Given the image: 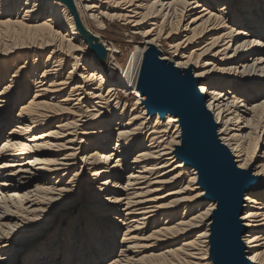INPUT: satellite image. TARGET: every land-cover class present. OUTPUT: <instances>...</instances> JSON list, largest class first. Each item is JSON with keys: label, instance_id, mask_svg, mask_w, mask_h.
<instances>
[{"label": "bare ground", "instance_id": "6f19581e", "mask_svg": "<svg viewBox=\"0 0 264 264\" xmlns=\"http://www.w3.org/2000/svg\"><path fill=\"white\" fill-rule=\"evenodd\" d=\"M73 1L104 64L60 1L0 0V264H214L217 202L179 155V118L150 110L140 80L167 39L159 58L193 75L219 141L264 179V0ZM106 20L144 39L125 67L89 25ZM239 220L264 264V181Z\"/></svg>", "mask_w": 264, "mask_h": 264}, {"label": "water", "instance_id": "95a60500", "mask_svg": "<svg viewBox=\"0 0 264 264\" xmlns=\"http://www.w3.org/2000/svg\"><path fill=\"white\" fill-rule=\"evenodd\" d=\"M58 1L67 6L76 29L104 64L108 53L82 24L74 1ZM159 54L153 48L146 56L139 88L150 110L162 116L170 112L179 118L183 132L179 155L198 170L207 199L217 202L211 226V258L214 264H251L241 240L243 227L239 217L245 190L258 187L262 180L240 170L228 148L217 138V127L198 81L191 73H183L162 61Z\"/></svg>", "mask_w": 264, "mask_h": 264}, {"label": "rangeland", "instance_id": "374dc122", "mask_svg": "<svg viewBox=\"0 0 264 264\" xmlns=\"http://www.w3.org/2000/svg\"><path fill=\"white\" fill-rule=\"evenodd\" d=\"M89 25H91V27L102 36V41H104L106 44L112 45L113 47H115V49L117 51L120 52L119 54H116L115 56H116L117 62H119L122 67L126 66L129 59L131 58V56H133V54H135L136 47H138L140 45V43L144 41L143 37H141L140 35H133L132 34V30H131L130 26L123 25L120 22L107 21L105 29H96L95 26L93 27V23H91L90 21H89ZM157 49L163 55L170 56V54H171L170 42L165 38H161L158 41ZM15 60L17 61L18 59H15ZM42 60L45 61L46 58L44 57ZM71 68H73V66L68 65V67L64 71V75H67L68 74L67 72ZM13 74H14V70L10 73V75L8 74V80L11 79V76ZM6 84H8L7 81H6ZM119 95H120L121 100L125 101V103H127V105L130 106L131 108L133 107V105L137 101V99L133 95H127V94L122 93V92H119ZM19 107L20 106H16V111H15L16 114H17V111H19ZM2 140H4V139H2ZM262 140H263V138H262ZM0 145H1V143H0ZM251 147H252V149H254L255 146L251 145ZM189 171H190V169H189ZM252 177H254V176L252 175ZM254 178H256V177H254ZM257 179L264 181V179H261V178H257ZM256 189H258V188H256ZM206 204H207V202L204 203V206H206ZM181 213H183V211ZM57 228H58V226H57ZM55 231H56V229L54 231H51L50 234L55 233ZM121 238H122V236L120 233V236L116 240L118 242V245L116 244L117 245L116 246V255L118 254L119 249H120L119 243L121 242Z\"/></svg>", "mask_w": 264, "mask_h": 264}]
</instances>
